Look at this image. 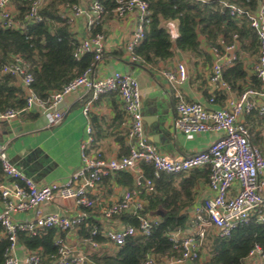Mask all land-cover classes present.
Wrapping results in <instances>:
<instances>
[{"label": "built area", "instance_id": "1", "mask_svg": "<svg viewBox=\"0 0 264 264\" xmlns=\"http://www.w3.org/2000/svg\"><path fill=\"white\" fill-rule=\"evenodd\" d=\"M13 0H0V24L5 28L24 29L29 22L42 20L39 9L44 0H28V8L22 18L19 11L11 9ZM206 3L208 0H195ZM220 9L226 11L234 19H244L254 31L258 41L257 58L252 73L258 80V87L246 86L238 94L231 92V87L223 78V70L239 57V41L237 34L227 41L219 37L217 42L208 46L211 53V64L208 80L212 91L205 102L188 101L182 95L179 85L187 79V69L183 63L160 71L167 84L174 89L176 104L172 127L186 135L214 132L217 137L204 149L189 156L173 157L158 150L146 139L143 128L141 110V90L137 79L126 71H113L103 77L93 76V67L102 58L104 52V33L93 31L95 25L101 23L105 11L98 0H88L85 4H63L61 17L73 33V25L77 18H82L85 35L77 38L78 45L74 52L76 59L84 53H93L94 58L88 68L79 75L64 83L59 89L49 92L46 98L39 97L33 90V75L29 64L19 54H14L8 62L0 63V75H11L20 80L24 90V105L21 108L8 107L0 110V121L14 118L22 111H38L48 126L61 122L64 111L60 103L64 97L80 88H84L92 99L104 93L116 94L121 107L129 119L127 137L128 153L106 159L100 154L89 153L92 141L89 124L86 126L87 137L80 144L81 165L65 181H52L38 184L24 176L10 161L7 145L0 141V166L8 181L0 185L2 209L0 210V235L7 239L8 246L4 253L3 264H39L41 258L36 252H28L23 258L16 254L18 232L37 235L41 229L54 228L53 238L57 247L54 256L55 264H82L84 256L73 253L62 236L63 232L81 222L86 217V210L94 207L95 201L88 194V188L98 183L104 176L117 171H135L136 188L126 190L114 203L102 209L104 217L128 212L135 216L137 225L126 224L118 227H105L98 231L91 230V235L100 233L105 242L115 248L122 245L130 236L148 237L153 223L139 198L142 192L153 190L154 179L162 173L182 174L193 169L208 167L207 186L209 195L200 205L193 207L191 232L181 234L180 229L168 232L177 256H169L164 261H157L147 255L143 264H183L200 258L201 247L210 226L213 234L228 236L239 224L254 219L264 223V154L251 142V132L244 122V117L253 113L264 117V0H260L255 9H248L231 0H219ZM135 12L137 25L132 31L125 50L131 61L140 62L134 48L144 37V29L149 21L147 0H116L112 14L116 18ZM74 35V33H73ZM75 36V35H74ZM219 91L228 95L220 106L216 104ZM83 113L87 115L89 99L83 105ZM143 164L152 166V177H145L141 169ZM56 197L72 200L80 208L78 214L66 216L57 212L42 213L41 205ZM35 210V218L30 221L17 222L14 213ZM91 247L100 244L94 240L84 239ZM242 264H264V249L255 243Z\"/></svg>", "mask_w": 264, "mask_h": 264}, {"label": "crops", "instance_id": "2", "mask_svg": "<svg viewBox=\"0 0 264 264\" xmlns=\"http://www.w3.org/2000/svg\"><path fill=\"white\" fill-rule=\"evenodd\" d=\"M87 1L80 0L79 4H85ZM11 9L18 10L15 0L11 3ZM137 19L135 12L121 18H116L113 14L103 17L101 29L105 36L104 52L102 58L93 67V76L98 78L113 71H126L137 79L142 94L141 110L144 133L146 139L159 151L173 157H183L204 150L217 137V134L205 132L186 135L173 129L171 124L177 99L174 89L167 84L160 71L164 68H171L179 62L183 63L187 69V79L179 85L182 95L188 101H207L212 91L208 80L212 56L208 46L204 39L200 38L203 50L199 53L189 55L177 52L169 61L160 62L154 67L131 61L125 45L137 25ZM72 29L77 38L85 35L84 21L81 17L75 20ZM244 43V45H239V57L248 74H251L258 49L257 47L252 49L248 38L244 39ZM113 51L118 53L112 54ZM245 82L244 87L251 85L248 77ZM14 84L23 89L20 80L14 78ZM231 92L234 95L238 94L232 89ZM227 95L225 91H219L214 106L222 105ZM88 99L89 110L85 115L82 108ZM59 106L64 111V116L55 126H48L45 117L38 111H22L14 118L0 121V141L6 143L10 161L24 176L38 184L65 181L81 165L80 144L87 137L86 126L88 124L92 136V141L89 143L90 154H100L106 159H111L128 152L129 119L116 94L104 93L92 99L84 88H80L67 94ZM244 122L252 129L251 142L257 145L264 154V140L259 138L255 140L253 137L256 132L260 134L264 118L256 115L245 116ZM141 169L144 174V169L142 167ZM128 172L133 177L131 183L127 182L124 173L113 172L88 188L89 197L95 201L94 207L89 209V214L94 215L101 222L102 228L126 225L111 217H104L101 211L105 206L116 202L126 190L136 188V172ZM192 172H195L194 176L197 178L193 185L195 193L192 203L181 210L187 216L184 227L180 229L181 234L191 232L193 207L200 205L209 195L206 167L193 169ZM7 181V177L3 174L0 185ZM178 182L179 177L174 185L177 186ZM139 198L146 206V191L142 192ZM2 207L0 196V210ZM40 208L42 213L57 212L66 216L78 214L80 211L72 200H62L58 197L43 203ZM155 210H146V213L153 219H159L161 216L155 214ZM12 217L17 222L30 221L35 218V210L14 213ZM209 229L210 226L207 227V232ZM62 236L73 253L84 256L82 264H95L87 258V255L94 250L102 248L112 251L115 249L113 245L105 241L96 248L91 246L87 248V243L78 237L75 228L63 232ZM28 252L30 251L18 242L17 256L23 258ZM207 258V250L202 245L200 258L196 261H186L183 264H197Z\"/></svg>", "mask_w": 264, "mask_h": 264}, {"label": "trees", "instance_id": "3", "mask_svg": "<svg viewBox=\"0 0 264 264\" xmlns=\"http://www.w3.org/2000/svg\"><path fill=\"white\" fill-rule=\"evenodd\" d=\"M105 11V17L112 15L116 0H98ZM248 9H255L260 0H231ZM80 0H44L39 14L42 20L29 22L24 29L5 28L0 24V63L8 62L14 54L21 55L29 64L33 75L32 87L41 98H46L50 91L59 89L64 83L79 75L90 66L93 53H84L80 58L74 57L78 40L70 31L65 19L61 17L60 6L63 4H78ZM149 15L144 37L135 46L134 53L140 58V63L154 67L160 62L169 61L177 52L195 55L202 49L201 39L207 46L217 42L219 37L227 41L237 34L240 44L244 39L250 40L252 49H258V41L254 31L244 19H234L226 11L220 9L219 0H208L200 3L195 0H147ZM22 18L28 8V0H15ZM171 21L175 25L176 36L173 37L164 25ZM93 31H104L101 23L95 25ZM113 51L112 54H117ZM253 87H258V80L253 73L248 74L240 57L232 65L223 70V78L231 89L241 92L246 78ZM24 105V90L14 84L11 75H0V110L8 107L21 108ZM256 113L247 115L252 116ZM264 118V117H263ZM246 124V123H245ZM247 125V124H246ZM249 128V127H248ZM252 132V129H250ZM258 139V132L253 134ZM128 153V152H127ZM145 177H152V166L143 164ZM193 170L182 174L162 173L154 179L153 190L146 192L147 205L145 210H155L161 206L165 213L157 219L148 237L142 235L130 236L125 242L112 251L102 248L92 251L87 258L95 264H143L147 255H152L157 261L179 253L173 248V242L168 238V232L181 229L187 221L182 213L183 207L193 201V185L197 179ZM125 174L127 182L131 183L132 175L128 171H117ZM0 166V180L2 179ZM179 177L178 185H174ZM208 180V167L206 166ZM75 226L79 238L94 240L101 244L106 239L100 234L91 235V230L102 229L101 222L89 214ZM111 218L123 224L137 225L135 216L125 212ZM54 228L41 229L37 235L18 232V242L27 250L39 254V264H54L57 247L53 238ZM257 243L264 249V223L254 219L236 226L228 236H218L207 232L203 246L208 258L197 264H242L252 246ZM8 241L0 235V264L4 262L5 249ZM89 241L86 245L89 248Z\"/></svg>", "mask_w": 264, "mask_h": 264}, {"label": "water", "instance_id": "4", "mask_svg": "<svg viewBox=\"0 0 264 264\" xmlns=\"http://www.w3.org/2000/svg\"><path fill=\"white\" fill-rule=\"evenodd\" d=\"M164 25L169 29L171 35L173 37H175L176 36V29H175L174 23L171 21H165ZM164 212H165V210L161 206H158V208L154 211L155 214H158L160 216H163Z\"/></svg>", "mask_w": 264, "mask_h": 264}, {"label": "rangeland", "instance_id": "5", "mask_svg": "<svg viewBox=\"0 0 264 264\" xmlns=\"http://www.w3.org/2000/svg\"><path fill=\"white\" fill-rule=\"evenodd\" d=\"M259 133L260 134L258 135L259 136L258 138L261 139V140H264V125L262 127V130ZM209 233H212L211 227L209 229Z\"/></svg>", "mask_w": 264, "mask_h": 264}]
</instances>
